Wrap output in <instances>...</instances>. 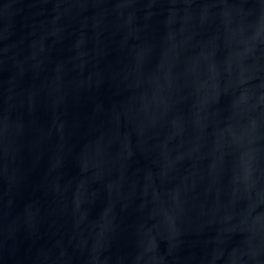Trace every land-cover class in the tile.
<instances>
[{
	"label": "water",
	"instance_id": "obj_1",
	"mask_svg": "<svg viewBox=\"0 0 264 264\" xmlns=\"http://www.w3.org/2000/svg\"><path fill=\"white\" fill-rule=\"evenodd\" d=\"M0 264H264V0H0Z\"/></svg>",
	"mask_w": 264,
	"mask_h": 264
}]
</instances>
